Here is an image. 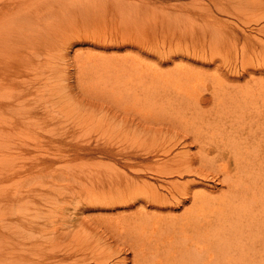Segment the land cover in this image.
Here are the masks:
<instances>
[{
  "label": "bare ground",
  "instance_id": "obj_1",
  "mask_svg": "<svg viewBox=\"0 0 264 264\" xmlns=\"http://www.w3.org/2000/svg\"><path fill=\"white\" fill-rule=\"evenodd\" d=\"M35 1L0 0V21L8 25L5 32L0 26L2 135L27 132L31 126L54 135L59 128L54 120H43L53 99L63 98L55 85L61 77L47 71L52 69L49 58L55 51L52 38L48 35L36 51L44 74L29 75L23 70L20 42L26 34L12 39L18 57L7 49L12 27L54 17L55 5L27 11ZM104 2L109 6L102 11L103 18L118 11L119 17L128 13L126 0ZM187 12L196 22L203 21L200 31L217 39L210 43V51H153L157 57L150 60L160 58L161 66L155 64L157 59L155 63L141 59V93L135 78L140 70L133 65L137 60H117L116 66L121 67L111 71L103 89L111 87L109 95L115 104L141 109V128L78 112V118H93L104 134L111 132L105 147L100 139L94 146L95 156L112 163L100 165L89 178L77 174L74 179L64 175L62 181L50 180L41 200L51 230L20 232L19 237L28 243L7 240L0 245V264H264V0H193ZM76 14L87 13L75 10ZM187 44L185 48L190 47ZM180 59L188 62L164 68ZM107 68L108 62L100 65V71ZM74 111L70 104L65 116L71 117ZM140 138L141 146L136 143ZM74 149L79 157L94 150L89 146ZM14 164L0 169V185L16 173L29 180L24 173L29 174L33 164ZM41 164L43 171L52 165ZM210 179L223 189L207 192L202 183ZM30 187L19 196L0 187V207L13 212L38 202L31 198L37 188ZM92 211L119 212L115 217H96L111 229L104 238H92L86 230L92 222L87 213ZM0 222L1 230L11 229L9 222ZM125 250L133 256H123Z\"/></svg>",
  "mask_w": 264,
  "mask_h": 264
},
{
  "label": "rangeland",
  "instance_id": "obj_2",
  "mask_svg": "<svg viewBox=\"0 0 264 264\" xmlns=\"http://www.w3.org/2000/svg\"><path fill=\"white\" fill-rule=\"evenodd\" d=\"M191 2H193V0H126L125 7H128V9L125 11H128V13H123L119 17L118 15L121 12L118 11L114 16L103 18L101 17V13L105 6H109L105 4L104 0H36L30 8H27V11L44 8L45 4L48 8L51 7V5H55L54 17H45L36 23L28 24L30 26L18 24L12 27L14 33L12 36L9 35L10 42L7 49L10 55L16 54L18 57L19 49L11 43L12 39L19 34H26L20 42V47L22 49L21 59L23 60L21 64L24 72L29 75H35V72L40 73L41 71H43L44 74L45 70L42 69L41 63L37 64L39 63V58L36 56L40 48L43 47L42 45L44 41H46L47 36L49 35L50 38H52L53 49L55 51L52 52L53 55L49 58L51 59L50 63H52V69H47V71L56 73V75L61 77L60 82H56L55 85L58 86L57 90H60L59 93L63 98L56 99L57 97H53V102L57 106L54 107L53 104V108L51 107V110L47 113L48 117H46V119L43 117V120H54L55 124L57 123V126H55L59 128L56 129L54 135L44 131L42 128H33L32 126L31 130L27 132L0 134V169L6 165L9 166V162L12 164L15 163L14 165L17 166L19 161L21 163H27L29 167L33 166L30 168L29 174L24 173L25 176L30 175L29 180H26L25 177L20 178L21 174L18 175L16 173L8 180L3 181L0 187L10 190L13 195L19 196V194L25 192L32 186L37 188V193L35 195L31 193V198L39 202L34 201L29 204L28 208H19L13 212L9 211L7 208L0 207V221L5 220V222H9L11 228L9 230H1L2 225L0 226V245L6 243L9 239L15 240L18 243H28L27 240L19 237L20 232L28 233L29 230H51V227L47 225L46 211H44V203L43 200H41L44 196L43 193H47L46 186H49L47 183L50 182V180L62 181L65 176L66 178L70 177L74 179L77 174L78 177L89 178L87 176L92 175L90 172L99 168L100 165L112 163L107 157L95 156L96 146H94L97 144V139H100V146L105 147L112 139V137H110L111 132L104 134L103 128L98 127L92 120L93 118H78V112H89L96 118H100V116L104 115L109 120L116 119V123L119 124L131 125L136 123L135 127L140 126L139 129L141 128V109L129 110V106L126 104H120L122 107L119 106V104H115L109 95L111 87L103 89V83L110 79L111 71L121 67L116 66L118 59L132 57L133 60H137L138 63L133 65L137 66L140 70L139 73H135V78L136 82L139 84L137 88L141 93V59L149 61L150 58L154 56L157 57L156 54L152 55L153 51L156 53H158V51L159 53H165L167 50L168 53L170 51L177 53L178 50L180 53H185L186 51H193L194 49H198L199 52L210 51V43L217 40L214 39L216 36L214 35V40H211V35L208 34V36H206L204 32H202L203 29L200 28L203 21L200 22L201 20H199V22H196V20L189 17L187 6ZM62 6L68 9H62L63 11H60L59 9H61ZM75 10H77V12L79 10H84L87 14L81 17L76 14L74 17L73 12ZM23 11L26 12L25 10ZM6 22L8 23L9 21L6 20ZM0 26L2 32H5L8 27V25H5L4 22L1 21ZM195 30L199 31V33ZM155 32H157V34ZM194 32L197 34L193 35ZM113 33L114 35H112ZM3 34L4 33L1 35ZM28 34L32 36L30 37ZM106 35L108 36L106 37ZM192 35L194 36L193 38H197V40H192ZM180 40L181 43H179ZM187 40L189 44H187ZM186 44L190 47L185 48ZM156 57L149 62H154L157 59V62L155 61L156 63H154L160 65V62H158L160 58ZM160 61L162 60L160 59ZM33 62L36 63L35 66H32ZM42 62H46V60H42ZM107 62L108 68L100 71V65ZM183 62L188 61L187 59H183ZM183 62L180 59L177 62H172L170 65H165L164 68L174 69L175 64ZM191 64H194V66L197 65L199 68L206 67L199 63ZM209 71H213L212 68H210ZM139 76L140 78H138ZM138 95L140 96L139 99H141V95ZM30 97L31 95L29 99ZM70 104L71 108L75 111L71 114V117H66L65 113ZM127 109L129 111H127ZM124 110L128 112L126 113L127 115ZM135 110H137L136 113ZM138 111L140 112L137 113ZM27 120L28 119L23 122L26 127L29 125V120ZM85 124H88V126H85ZM84 143L86 145H84ZM136 143L141 146V138L138 139ZM64 145H66V149L63 150ZM77 146H89L94 150L91 154V151L86 155L79 154L81 155V157H79L74 149ZM68 148H70V150ZM71 148H73L74 151L73 149L71 150ZM197 150L196 147H193L194 152H197ZM72 155L74 156L70 157ZM66 156L70 158L68 159ZM93 156L94 158H92ZM59 158H61V160H59ZM76 158L78 160H76ZM43 161L52 164L49 169L44 171V168L42 169L39 167L42 165L41 163ZM34 162L36 164H34ZM31 164L33 165L30 166ZM37 171H40L39 174H37ZM40 174L43 176H39ZM61 177L62 180H60ZM193 178L195 177L187 176L185 179L191 180ZM195 179L197 182L200 180L198 178ZM34 184H37L38 187ZM44 184L46 185L43 186ZM202 184L205 185L207 192H211L212 188H216L217 190L223 189L215 179L204 181ZM182 210L176 211V213L180 215L183 213ZM117 213L119 212L111 211V213H101L99 211H92L87 213L89 221L92 222L90 228L86 230H90L91 237L95 239L104 238L107 235L105 231L111 230L106 227L105 224L95 220L96 217H115ZM109 214L111 216H109ZM33 219L35 220L34 223L28 222ZM36 223V227L31 226V224ZM77 230L82 229L78 228ZM112 245H114V243H112ZM122 254L123 256H133L132 253L127 250L123 251ZM223 264H226L225 261H223Z\"/></svg>",
  "mask_w": 264,
  "mask_h": 264
}]
</instances>
